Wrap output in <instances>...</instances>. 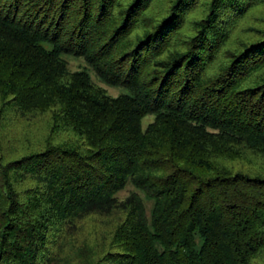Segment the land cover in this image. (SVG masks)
<instances>
[{
  "label": "trees",
  "instance_id": "trees-1",
  "mask_svg": "<svg viewBox=\"0 0 264 264\" xmlns=\"http://www.w3.org/2000/svg\"><path fill=\"white\" fill-rule=\"evenodd\" d=\"M0 264H264V0H0Z\"/></svg>",
  "mask_w": 264,
  "mask_h": 264
},
{
  "label": "rangeland",
  "instance_id": "rangeland-1",
  "mask_svg": "<svg viewBox=\"0 0 264 264\" xmlns=\"http://www.w3.org/2000/svg\"><path fill=\"white\" fill-rule=\"evenodd\" d=\"M64 57H65V59H67L69 61L70 67L72 69L88 71L91 74L92 79L95 82H97L98 84L106 87L112 95L117 96L119 94L129 92V90L126 87H123V86H110V85H107L106 83L102 82L99 79V77L97 76V74L91 69L90 66H88V64L86 63V61L83 58L77 57V56H74V55H65ZM152 120H153V116L152 115L146 116L144 118V121H143L144 127H146L147 124L150 121H152ZM130 190H131V186H128L124 191H122L120 193L119 196L122 197V198L126 197ZM146 204L148 206V210L150 211L151 207H152V202L148 201V199H147L146 200Z\"/></svg>",
  "mask_w": 264,
  "mask_h": 264
}]
</instances>
